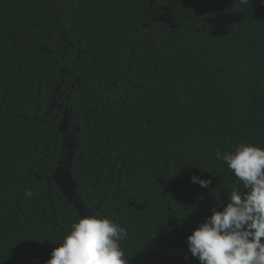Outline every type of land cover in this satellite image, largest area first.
<instances>
[{"label":"trees","instance_id":"obj_1","mask_svg":"<svg viewBox=\"0 0 264 264\" xmlns=\"http://www.w3.org/2000/svg\"><path fill=\"white\" fill-rule=\"evenodd\" d=\"M239 143L264 148V0H0V264H46L81 217L67 172L127 264H200Z\"/></svg>","mask_w":264,"mask_h":264},{"label":"clouds","instance_id":"obj_2","mask_svg":"<svg viewBox=\"0 0 264 264\" xmlns=\"http://www.w3.org/2000/svg\"><path fill=\"white\" fill-rule=\"evenodd\" d=\"M247 4L248 0H240ZM242 183L233 186L229 202L187 237L188 249L200 264H264V148L239 143L231 151H215ZM207 188L210 180L191 177ZM27 197L34 195L25 190ZM127 229L106 216L77 217L46 264H127L120 241Z\"/></svg>","mask_w":264,"mask_h":264},{"label":"water","instance_id":"obj_3","mask_svg":"<svg viewBox=\"0 0 264 264\" xmlns=\"http://www.w3.org/2000/svg\"><path fill=\"white\" fill-rule=\"evenodd\" d=\"M55 182L61 189L65 198L78 209L81 217L92 216L94 214V211L96 210L95 207H89V206L86 207L83 204V202L81 201L78 202V197L76 192L77 183L72 180V177L70 176L69 172L61 176L55 175Z\"/></svg>","mask_w":264,"mask_h":264}]
</instances>
